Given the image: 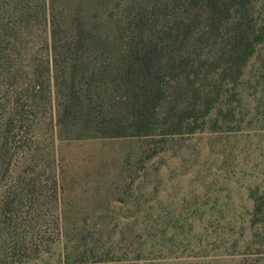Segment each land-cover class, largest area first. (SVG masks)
Returning <instances> with one entry per match:
<instances>
[{
  "label": "rangeland",
  "instance_id": "1",
  "mask_svg": "<svg viewBox=\"0 0 264 264\" xmlns=\"http://www.w3.org/2000/svg\"><path fill=\"white\" fill-rule=\"evenodd\" d=\"M145 2L154 21L161 0ZM253 14L264 27V0H255ZM9 28L5 33L15 32ZM43 41L35 37L34 48ZM210 76L196 87L204 94L220 88L225 102L234 92L233 101L223 108L217 101L180 130L174 112L162 108L148 134L59 135L54 99L28 116L30 130L17 122L2 139L0 108V203L21 216L33 213L32 226L47 234L37 252L18 250L15 262L2 252L0 264H264V39L237 87L222 88L219 75ZM6 218L3 230L12 224ZM68 245L77 252L66 255Z\"/></svg>",
  "mask_w": 264,
  "mask_h": 264
},
{
  "label": "trees",
  "instance_id": "2",
  "mask_svg": "<svg viewBox=\"0 0 264 264\" xmlns=\"http://www.w3.org/2000/svg\"><path fill=\"white\" fill-rule=\"evenodd\" d=\"M145 1L34 0L32 10L29 0H0L4 31L0 32V108L6 111L2 139L13 133L17 122L29 129L31 120L32 127L34 119L28 116L38 113L41 105L51 107L54 99L59 135L91 136L130 130L148 134L153 118L164 109L174 112L173 127L180 130L196 121L199 113L209 115L217 101L219 108L232 102L234 92L221 101L220 88L204 94L196 87L197 79L218 74L220 87H237L245 65L264 39V27L253 14L255 0H161L154 21ZM109 4L112 8L100 15L98 10ZM37 8L40 12H32ZM33 26L41 33L34 32ZM8 28L15 32L5 33ZM38 36L44 41L35 49L32 42ZM9 206L7 200L0 203V217L9 214L6 219L12 221L8 230L0 225V253L10 254L15 262L22 259L18 250L31 254L47 244V234L32 226L33 213L21 216L8 211ZM83 245L87 251L88 245ZM75 252L66 246V255Z\"/></svg>",
  "mask_w": 264,
  "mask_h": 264
}]
</instances>
